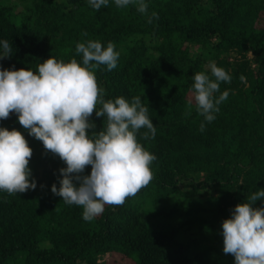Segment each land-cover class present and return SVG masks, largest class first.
<instances>
[{"label": "trees", "instance_id": "16d2710c", "mask_svg": "<svg viewBox=\"0 0 264 264\" xmlns=\"http://www.w3.org/2000/svg\"><path fill=\"white\" fill-rule=\"evenodd\" d=\"M11 1L0 0V41L12 47L0 68L36 71L50 56L82 64L77 43L112 42L117 67L94 70L97 82L105 100L138 96L149 107L155 138L143 139L142 128L137 139L156 160L147 187L85 221L80 206L51 191L63 161L14 112L0 120L27 140L36 181L23 193L0 191V264H234L223 252L222 221L264 190V0H145L147 15L114 0L99 11L88 0ZM152 12L158 19L149 23ZM211 63L231 82L220 83L229 95L209 123L196 112L192 85L196 72L211 76ZM90 121L103 129L95 112Z\"/></svg>", "mask_w": 264, "mask_h": 264}, {"label": "clouds", "instance_id": "9594fccd", "mask_svg": "<svg viewBox=\"0 0 264 264\" xmlns=\"http://www.w3.org/2000/svg\"><path fill=\"white\" fill-rule=\"evenodd\" d=\"M88 2L96 11L108 5V0ZM114 3L117 8L134 5L141 14L148 13L145 0ZM154 18L158 19L156 12L148 22ZM0 47V59L12 55L7 40L0 41ZM75 52L82 56V64L76 59L64 62L50 56L36 71L0 68V120L14 112L28 134L63 161L66 166L59 169V187L54 183L51 191L64 203L80 206L82 218L92 221L104 212L105 205H123L154 179L151 165L156 156L141 145L137 133L145 128L143 139L151 140L156 128L148 116L149 107L140 97H133L131 102L124 97L103 98L105 90L94 70L102 65L109 71L117 67L119 53L112 42L106 47L98 40L79 42ZM209 67L211 76L194 74L192 89L196 112L210 123L229 95L227 90L220 91V83H230L231 77L215 63ZM94 112L105 121L98 132L90 121ZM199 130H205L203 122ZM32 154L20 131L0 127V191L15 195L36 188V181L30 179ZM88 165L91 171L85 175ZM261 199L264 190L259 189L235 205L231 217L222 221L223 252L234 257V264H264V206H254Z\"/></svg>", "mask_w": 264, "mask_h": 264}, {"label": "rangeland", "instance_id": "374dc122", "mask_svg": "<svg viewBox=\"0 0 264 264\" xmlns=\"http://www.w3.org/2000/svg\"><path fill=\"white\" fill-rule=\"evenodd\" d=\"M203 1H204V3H205L206 0H203ZM11 2H12V3H16L17 1H16V0H14V1L12 0ZM231 56L233 57V56H235V55H234V54H231ZM251 57H252V55H251V54H248L246 58H247L248 60H250ZM241 58H243V57H241V56L238 55V56L236 57L235 61H237L238 59H241ZM240 180H243V178H240ZM43 187H45V186H43ZM208 193H213V191H212V190H211V191H208ZM213 194L215 195V193H213ZM203 197H207V189L204 190V195H203ZM216 246H218V247L221 248L222 244H221L220 242H217V243H216Z\"/></svg>", "mask_w": 264, "mask_h": 264}]
</instances>
